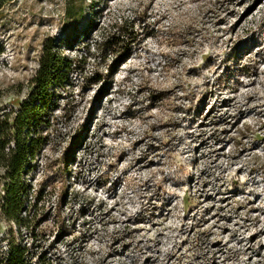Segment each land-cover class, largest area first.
<instances>
[{
	"label": "rangeland",
	"instance_id": "rangeland-1",
	"mask_svg": "<svg viewBox=\"0 0 264 264\" xmlns=\"http://www.w3.org/2000/svg\"><path fill=\"white\" fill-rule=\"evenodd\" d=\"M119 29L121 61L97 48ZM45 42L74 64L25 176L28 227L0 207V242L64 264H264V0H11L0 115Z\"/></svg>",
	"mask_w": 264,
	"mask_h": 264
},
{
	"label": "trees",
	"instance_id": "trees-1",
	"mask_svg": "<svg viewBox=\"0 0 264 264\" xmlns=\"http://www.w3.org/2000/svg\"><path fill=\"white\" fill-rule=\"evenodd\" d=\"M11 0H0V10ZM99 7V6H98ZM120 30V29H119ZM122 33V34H120ZM124 32L108 35L98 45L105 55L119 52L121 61L130 52L134 40H125ZM74 60L64 57L53 44L45 42L39 68L32 78L33 91L18 111L0 115V179L3 195L0 200L5 218L18 227H28L31 210L30 186L25 176L37 156L49 143L50 120H45L44 109L50 102V90L59 75L72 69ZM0 264H64L60 259L48 258L36 247L14 238L0 242Z\"/></svg>",
	"mask_w": 264,
	"mask_h": 264
}]
</instances>
